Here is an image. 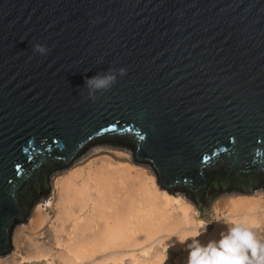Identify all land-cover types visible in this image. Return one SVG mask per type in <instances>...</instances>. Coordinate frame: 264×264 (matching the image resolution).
<instances>
[{
  "label": "water",
  "instance_id": "1",
  "mask_svg": "<svg viewBox=\"0 0 264 264\" xmlns=\"http://www.w3.org/2000/svg\"><path fill=\"white\" fill-rule=\"evenodd\" d=\"M109 67L127 73L87 99ZM99 140L197 202L264 185V0H0V253L49 169Z\"/></svg>",
  "mask_w": 264,
  "mask_h": 264
},
{
  "label": "bare ground",
  "instance_id": "2",
  "mask_svg": "<svg viewBox=\"0 0 264 264\" xmlns=\"http://www.w3.org/2000/svg\"><path fill=\"white\" fill-rule=\"evenodd\" d=\"M128 149L111 141L49 169L0 264H186L187 244L179 241L198 233L202 243L218 240L223 218L255 221L264 237V185L232 189L225 209L214 201L210 225Z\"/></svg>",
  "mask_w": 264,
  "mask_h": 264
},
{
  "label": "clouds",
  "instance_id": "3",
  "mask_svg": "<svg viewBox=\"0 0 264 264\" xmlns=\"http://www.w3.org/2000/svg\"><path fill=\"white\" fill-rule=\"evenodd\" d=\"M33 51L46 55L49 51L45 44L35 43ZM127 69L109 67L92 77L85 78L84 87L88 90L87 99L95 101L97 93L110 91L118 77L126 75ZM220 218H218L219 220ZM226 232L218 240L202 243L197 236L181 240L188 248L186 264H264V237L255 230L259 225L243 219L223 218Z\"/></svg>",
  "mask_w": 264,
  "mask_h": 264
},
{
  "label": "rangeland",
  "instance_id": "4",
  "mask_svg": "<svg viewBox=\"0 0 264 264\" xmlns=\"http://www.w3.org/2000/svg\"><path fill=\"white\" fill-rule=\"evenodd\" d=\"M111 141H113V140H99V141H94V142L86 145L83 149L84 150H89V149H92L95 146H99V145H102V144H109V143H111ZM117 142H119V141H117ZM123 143H125V142H123ZM128 150L132 151V149L130 147H129ZM234 188L233 187H230L229 189H222L220 186H218V187H211V186H209L206 194L203 191L202 192L200 191L199 198H198V202L195 201V199L193 198L192 195L188 196L184 191H181V192H184V196L183 197L185 199H187V201H189L194 206L195 209L196 208H199L198 207V203H201L202 204V205H200V207L205 209V211H204L205 213L202 212L199 209H198V211L200 213L201 212L203 213V214L202 213L201 214L204 215L205 219L211 225L215 219L213 218L214 216L212 215V212L210 210V208H211L210 206H212V203L214 201L219 200L220 201V207L222 209H225V207L227 206V202L230 199L229 197H231V194H229V193L232 191V189L233 190L237 189V188H235V189ZM40 190H41V188L39 187V191L38 192H34L33 198L38 193H40ZM263 192H264V189H263ZM29 208H30V206H29ZM15 224H17V223L15 222L13 224V226ZM13 226L11 227V230H10V236L12 234ZM10 236H9V242H10Z\"/></svg>",
  "mask_w": 264,
  "mask_h": 264
}]
</instances>
